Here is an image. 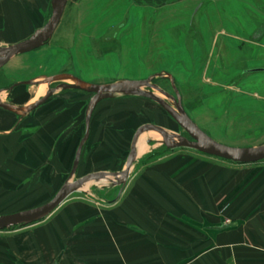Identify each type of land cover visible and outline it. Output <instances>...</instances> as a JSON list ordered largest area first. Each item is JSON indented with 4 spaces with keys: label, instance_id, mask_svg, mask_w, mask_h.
<instances>
[{
    "label": "rangeland",
    "instance_id": "rangeland-1",
    "mask_svg": "<svg viewBox=\"0 0 264 264\" xmlns=\"http://www.w3.org/2000/svg\"><path fill=\"white\" fill-rule=\"evenodd\" d=\"M104 4L98 15L86 16L85 23L78 22V16L69 15L65 10L47 43L17 55L0 68V102L22 106L30 100H38L59 83H72L68 79L49 85L41 83L56 75L69 74L97 85L150 79L151 84L178 100L190 121L218 143L239 149L264 145V72L244 73L264 63L261 51L264 33L257 42L259 47L251 39L253 32L264 30V0H163L160 5L105 0ZM33 80L38 85H16ZM39 86H43L45 92L34 96ZM257 89L262 91L257 93ZM140 91L152 93L154 99L116 95L98 103L100 106L91 114L95 115L92 133L82 146L76 172L70 181L91 173L121 172L133 133L142 125H156L166 130L169 144L180 139L195 141L161 105L160 102L165 103L177 113L170 98L150 88L142 87ZM60 95H74L70 102L80 104L78 120L85 119L90 94L57 89L47 101L53 103ZM8 118L0 116V121H5L3 126L0 122V132L18 117L8 115ZM80 129L82 137L83 123ZM28 130L31 129H26L25 133H31ZM11 137L16 140L15 134ZM139 140L146 149L138 154L139 145L136 146V160L123 184L119 177L112 176L99 182L88 181V185L81 186L64 201L111 202L119 193L120 196L127 191L143 167L174 154L210 158L234 168L254 167L260 163L235 165L215 160L195 149L167 148L155 131L143 133ZM2 141L0 138V173L12 171L14 174L8 182L3 181V186L11 190L9 202L4 198L7 193L2 192L0 214L39 206L52 198L55 192L30 191L35 187L34 173L33 169L28 172L29 168L24 165L31 162L24 161L25 156L29 160V155H21L15 142L2 144ZM151 154L155 157L149 159ZM69 171L70 168L64 181ZM12 187L19 192L15 193Z\"/></svg>",
    "mask_w": 264,
    "mask_h": 264
},
{
    "label": "crops",
    "instance_id": "crops-1",
    "mask_svg": "<svg viewBox=\"0 0 264 264\" xmlns=\"http://www.w3.org/2000/svg\"><path fill=\"white\" fill-rule=\"evenodd\" d=\"M51 1L0 0V47L42 28ZM104 2L67 0L63 14L67 10L85 23L90 13L98 15ZM261 29L251 36L257 47ZM254 68H264V63ZM73 96H57L22 118L0 109V116L18 117L0 138L29 155L24 161L31 162L24 165L35 177L30 191L56 193L71 169L85 121L78 120L81 107L70 102ZM0 122L3 126L5 121ZM29 128L31 133H25ZM13 174L0 173V197L7 193L8 202L11 188L3 181ZM232 223L235 226L213 229ZM0 264H264V162L234 168L210 158L174 154L143 167L114 202L70 199L34 224L0 231Z\"/></svg>",
    "mask_w": 264,
    "mask_h": 264
},
{
    "label": "water",
    "instance_id": "water-1",
    "mask_svg": "<svg viewBox=\"0 0 264 264\" xmlns=\"http://www.w3.org/2000/svg\"><path fill=\"white\" fill-rule=\"evenodd\" d=\"M66 1L67 0H52L50 17L48 18L44 26L40 28L39 30L35 31L30 37H28L27 39L21 42L15 43L7 47H0V68H2L11 58L17 55H21V54L36 50L40 48L41 46H43L45 43H47L51 39L62 17L64 7L66 5ZM248 72L250 73L264 72V68H254V69L248 70ZM64 79H68L72 83H59L55 86L54 90H57V89L77 90V91H81V92L91 95L87 102V106H86V116H85V121H84V134L76 148L74 159L71 165V169L68 174V179L56 191L53 197L50 198L44 204L29 208V209L0 215V231H4L6 229L17 227V226H28V225L34 224L46 218L70 194L77 191L82 186V184L88 181L103 180L104 178L108 176H112V177H119L120 178L119 182L123 184L128 178L130 169L136 160L135 147L138 142L137 140L140 135H142L143 133L147 131H155L159 133L162 138V144H164L167 148L187 147L189 149H195V150L201 151L211 157L221 159L224 161H229L234 164H240V165L254 164V163H258L264 160V145L259 146L257 148H252V149H239V148L225 146L213 140L212 138H210L208 135L202 132L198 127H196L194 123L190 121V119L187 117V115L178 105V100L175 101L170 95L160 90L156 85L151 84L150 79L122 80V81H118V82H114V83H110L106 85H97V84H91V83L84 82L81 79H78L72 75L64 74V75H56L53 77H49L47 79H44V81H42L41 83L49 85L53 82H61ZM169 80L172 81L170 77H169ZM16 85L33 86V85H38V84L36 81L33 80V81H22V82L17 83ZM14 86L15 85H13L7 90L11 91V89ZM142 87L155 90L158 93L164 95L165 97L170 98L174 102V107L177 113L170 106L159 101L161 105L164 107V109H166L170 113L173 119L181 127L185 128L187 132L190 134V136H193L195 141H187L185 139H180V141L177 143L169 144L168 143L169 134L166 132V130L156 125H150V124L142 125L138 127L133 133L131 143H130L129 153L125 161L124 169L121 172L119 173H104V172L91 173V174L85 175L84 177L78 180L70 181V178L76 172L82 146L88 138L90 116L92 114L94 107L101 100L109 99L116 95H123V96L141 95V96L154 99V96L152 93L141 92L140 88ZM54 90L48 89V91L38 100L34 101L33 103L23 105V106H14L11 104L0 102V109L10 112L18 116L19 118H22L25 115L32 112L33 110H35L36 108H38L44 102H46L50 98V96L53 94ZM176 97H177V94H176ZM118 196L116 197V199H114L111 202H114L115 200H117ZM233 226H235L234 223L225 224V225L213 227V229L223 230V229L230 228Z\"/></svg>",
    "mask_w": 264,
    "mask_h": 264
},
{
    "label": "trees",
    "instance_id": "trees-1",
    "mask_svg": "<svg viewBox=\"0 0 264 264\" xmlns=\"http://www.w3.org/2000/svg\"><path fill=\"white\" fill-rule=\"evenodd\" d=\"M133 1L136 4L138 3V4H145V5H160L163 3V0H133ZM153 157H155L154 154H151L148 158L150 159ZM215 159H217V158H215ZM219 160H221V159H219ZM146 161H148V159H146L145 162ZM222 161H224V160H222ZM227 162H229V161H227ZM153 163H155V162H153ZM153 163H150L149 165H151ZM229 163H231V162H229ZM232 164H234V163H232ZM149 165H147V166H149ZM235 165H240V164H235ZM21 227H23V226L12 227L11 229L9 228V230H12V229L14 230L16 228H21Z\"/></svg>",
    "mask_w": 264,
    "mask_h": 264
},
{
    "label": "bare ground",
    "instance_id": "bare-ground-1",
    "mask_svg": "<svg viewBox=\"0 0 264 264\" xmlns=\"http://www.w3.org/2000/svg\"><path fill=\"white\" fill-rule=\"evenodd\" d=\"M43 92H45V90H44V87L43 86H39V87H37V89L35 90V95L34 96H40V95H42L43 94ZM141 142V143H140ZM137 145H139V148H138V154H141V153H143V151L146 149V147L144 146V145H142V140H139L138 142H137ZM136 145V146H137ZM136 148V147H135ZM100 180H98V181H94V182H99ZM85 185H88V183H86V184H84V185H82V187L83 186H85Z\"/></svg>",
    "mask_w": 264,
    "mask_h": 264
},
{
    "label": "flooded vegetation",
    "instance_id": "flooded-vegetation-1",
    "mask_svg": "<svg viewBox=\"0 0 264 264\" xmlns=\"http://www.w3.org/2000/svg\"><path fill=\"white\" fill-rule=\"evenodd\" d=\"M54 83V82H53Z\"/></svg>",
    "mask_w": 264,
    "mask_h": 264
}]
</instances>
